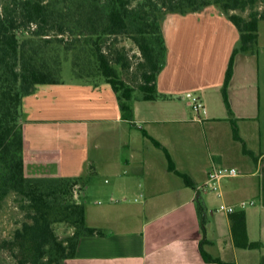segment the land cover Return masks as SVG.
I'll return each instance as SVG.
<instances>
[{"label":"crops","instance_id":"obj_1","mask_svg":"<svg viewBox=\"0 0 264 264\" xmlns=\"http://www.w3.org/2000/svg\"><path fill=\"white\" fill-rule=\"evenodd\" d=\"M160 25L167 49L156 78L160 98L132 100L131 123L122 119L108 84L95 88L84 83L39 86L23 101L24 138L29 152L55 157L57 173L62 177H80L83 170L79 165L72 170L75 149L67 137L71 138L73 129L54 130L53 123L63 121H54L49 115L67 117L66 126L73 124L70 117L81 115L86 127L85 138L79 142L86 148L83 158L87 159L90 146L100 150L108 143L102 140L93 145L87 135L90 128L98 135H103L105 126L113 128L114 152L109 163L115 178L112 188L132 191L133 196L143 199L133 204L85 205L87 225L102 230L104 236L81 238L76 256L65 264H213L205 263L201 257L203 238L204 251L223 262L264 264L261 24L257 52L234 58L227 88L230 114L222 87L228 62L239 42L236 27L215 6L185 15L166 14ZM195 100L203 105L197 118L190 113ZM232 119L240 141L233 137ZM141 131L168 151L176 170L187 175L195 189L167 170L163 151ZM79 133L77 137H81ZM202 143L207 147L204 162L198 155ZM235 159L239 164L233 162ZM123 167L129 170L125 179L120 175ZM213 167L240 170L237 177L220 181L215 201L208 195L202 200L206 220L203 235L194 199L196 190L207 191L203 187ZM241 201H253L254 205L233 214L219 211L221 206H236ZM67 230L70 235L72 230ZM245 235L248 242L260 243L261 247L242 248Z\"/></svg>","mask_w":264,"mask_h":264},{"label":"trees","instance_id":"obj_2","mask_svg":"<svg viewBox=\"0 0 264 264\" xmlns=\"http://www.w3.org/2000/svg\"><path fill=\"white\" fill-rule=\"evenodd\" d=\"M259 3L264 0H0V202L13 194L22 214L19 226L0 243V249L8 251L15 264H65L76 256L81 238L104 236L102 230L87 225L85 205L79 201L86 180L62 177L55 157L29 152L24 138V99L39 86L60 84L62 64L69 57L73 76L94 88L108 84L122 119L131 123L134 91L140 93L141 101L160 98L156 78L167 52L160 25L163 16L215 6L239 32L222 87L230 114L227 88L234 58L254 55L258 49V26L264 21V6L259 9ZM120 36L130 39L140 56L136 88L123 78L130 62L124 47L118 49L114 42ZM231 126L234 139L240 141L233 119ZM141 132L163 151L167 170L195 189L188 176L176 170L168 151ZM29 157L37 158L30 164L40 170L29 171ZM194 202L204 235L205 207L198 190ZM59 224L72 233L59 237L55 230ZM244 237L242 248L261 247ZM204 243L203 238L200 254L205 263L232 264L206 253Z\"/></svg>","mask_w":264,"mask_h":264},{"label":"rangeland","instance_id":"obj_3","mask_svg":"<svg viewBox=\"0 0 264 264\" xmlns=\"http://www.w3.org/2000/svg\"><path fill=\"white\" fill-rule=\"evenodd\" d=\"M264 4L259 3L258 7L259 9H262ZM244 16L248 15V11L242 13ZM261 24V32H262V46L259 51L261 55L264 57V21L260 22ZM259 24V25H260ZM116 47L119 49L121 47H124L126 50L128 60L130 62V66L128 70H126L123 73V78L127 83H130L134 88L137 87V85L140 83V72L137 68V63L140 61L139 53L136 49V47L133 45L132 41L128 39L127 37H117L116 40ZM264 59V58H263ZM60 84L64 85H71L74 83H81L78 79H76L72 74L71 69V60L69 57H67L62 64V70H61V79ZM139 92L136 90L133 93V100L136 99L139 96ZM190 113L193 117L197 118L196 112H194L192 109H190ZM48 118H51L54 121H63V122H55L53 123L54 130H63L65 127H71L73 129V134H71V138L67 137V140L71 139V144L73 145L75 151L73 154V168L74 170L78 165L81 166V169L83 170V173L80 177H83L86 180V185L83 189V191L80 192V199L79 201L83 203L84 205H90L94 207L93 203L97 202L100 203V205H115V204H133L137 203L135 201H143L140 197H136L132 195V191H124V190H113L112 186L114 183L115 178L113 177V172L109 166V163L112 161V156L114 152L113 148V139L115 135V131L113 128H106V126L103 129V132L98 135L96 133L95 129L90 128L91 130L87 133L88 136H91V140L93 145H96V143H102V140H107L108 143H105V148L103 149L101 147L100 150H98L96 147L89 150V159L83 158L84 153L86 152V148L84 150V146L80 144L79 140L84 139V130H85V124L82 122L81 115H73L71 120H73V124L71 126H66L64 124L65 121L63 119H60V115H49ZM69 118V117H68ZM70 120V119H69ZM95 128V127H94ZM53 129V128H52ZM133 130L139 131L136 128ZM79 133L81 137H77L76 133ZM103 137V138H102ZM105 138V139H104ZM207 147L202 143L201 149L198 150V155L200 156V162H204L207 156ZM159 157H163L162 152H158ZM85 159V161H84ZM29 163L27 162V166L29 171H35L40 170L39 168H34L30 163L36 162V157H29ZM44 160V159H43ZM41 162V161H40ZM234 163L239 164V160L233 161ZM241 163V161H240ZM48 168V165L46 166ZM121 172V176L125 179L128 177L129 170H125V167H123ZM238 169V168H237ZM77 170V168H76ZM240 169H238L239 171ZM53 171V170H52ZM207 191H201L200 192V200L202 201L205 199V196L208 195V197L212 200H216V191H211L208 188H205ZM134 194V192H133ZM112 201V202H110ZM209 211V210H208ZM22 220V214L17 207V203L15 201V197L13 194H10L8 197L5 198L4 201L0 202V243L2 241L9 239L11 234L13 233L14 229L19 226V223ZM56 233L59 237H64L68 235V230L64 225H57L55 226ZM0 264H15L13 261V258L10 256L9 252L3 249H0Z\"/></svg>","mask_w":264,"mask_h":264},{"label":"built area","instance_id":"obj_4","mask_svg":"<svg viewBox=\"0 0 264 264\" xmlns=\"http://www.w3.org/2000/svg\"><path fill=\"white\" fill-rule=\"evenodd\" d=\"M194 112L199 113L203 109L201 102L195 100L192 104ZM239 175L235 167H213L207 174V183L203 188H208L211 191L218 192L220 181L225 178H235ZM253 201H241L236 206H221L219 211H225L228 214H233L237 210H244L248 206H253Z\"/></svg>","mask_w":264,"mask_h":264}]
</instances>
